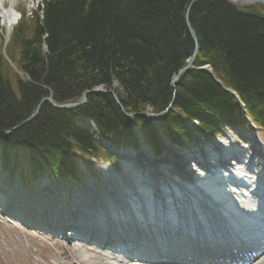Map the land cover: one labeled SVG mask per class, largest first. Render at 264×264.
I'll list each match as a JSON object with an SVG mask.
<instances>
[{"label":"trees","instance_id":"1","mask_svg":"<svg viewBox=\"0 0 264 264\" xmlns=\"http://www.w3.org/2000/svg\"><path fill=\"white\" fill-rule=\"evenodd\" d=\"M189 2L42 0L29 16L22 13L6 45L14 68L0 54V131L28 117L45 96L75 102L100 87L113 89L119 103L108 92L89 93L70 109L43 102L34 118L0 137L3 164L24 174L76 177L78 153L105 155L85 119L114 144H136L127 116L135 113V126L156 148L153 123L137 114L169 104L159 124L173 141L186 138L184 119L211 132L230 121L243 124L241 105L229 90L264 127V12L254 3L195 2L189 19L199 51L172 86L194 48L185 22Z\"/></svg>","mask_w":264,"mask_h":264},{"label":"bare ground","instance_id":"2","mask_svg":"<svg viewBox=\"0 0 264 264\" xmlns=\"http://www.w3.org/2000/svg\"><path fill=\"white\" fill-rule=\"evenodd\" d=\"M17 17L18 13L14 8V0H0V28H4L6 30L12 29L14 20L17 19ZM11 130L12 128L7 129L9 132H11ZM211 143L213 145L217 144V149L219 151H224L227 148V146L223 144L221 140H216ZM209 149L210 145L205 148V163L206 161L210 162L209 167L211 171H207L205 169V165H203V163L198 160L201 158V161H203V153L200 149L199 153L196 152L194 155L188 154L190 150L183 152L173 149L179 158L180 164L183 165V169L187 171L188 175L186 176L190 180L191 184H193V189L189 190L187 189L189 188L187 185L181 186L182 184L176 186V189L174 187L173 189H169L170 192H168L165 196L170 197V199H167L166 203L163 202L164 199H166L165 196L163 199H161L163 196L162 193H164L161 189L166 190L168 185L171 186V177H174L175 174L169 169H166L165 164H163V168L157 166V169L163 170V172L160 174L161 176L155 170L150 168L148 170H144L143 173L133 174L135 172L132 169L128 170V168H125L131 165L129 160L123 162V167L125 168L124 175L114 173L104 168L102 181L99 179H92L93 182L90 180H87L86 182L88 189L91 190L89 191L91 197L95 199L96 205L89 206L90 212H84L83 214L85 216L91 217L92 219L102 221V217H108L107 211H109L108 214H111L112 216L116 215L117 211H124L127 213V215H130L133 211L140 209L142 207L141 205H143L144 208L142 207V210L140 209L136 212L141 218L148 217L149 219H152V213H154L158 217L168 216L170 218L169 221L172 220L177 225L178 223L176 218L180 215L188 222L193 220L194 222L207 223V227H210L213 230L211 231L213 233L212 238H214L215 241L222 240V238L228 235L230 229L229 226L222 228V226L219 224L220 219L223 217L225 222L226 219H229V222H240L244 221L245 213L242 210L239 211L238 209H235V204L233 205V197H229V195H232L233 193L229 190H223L222 194L219 193V190H215V186H217L215 182L213 183V181L208 178L206 174L209 173L214 176L215 178H213V180L216 179L219 183L234 178V175L242 176L243 174L240 169L231 168L219 173L217 170L218 168H215V166L212 165H217V162L213 158L215 156H211V151H209ZM141 150L145 154V157H143L145 159V162L142 164L143 166L145 163L149 164V162H154L153 159L148 156L149 150L144 144ZM256 159L259 163L249 164V169H253V173L244 175L246 176L244 178L242 176V182H249L251 179L253 182L251 186L256 184L258 186L264 185V179H262L258 174V172H261L263 169L264 164H262V160L260 158L257 157ZM162 162V160H156L154 164H159ZM127 170L129 172H127ZM222 175H224V178ZM185 181L187 182L188 180ZM96 183L101 184L97 185ZM134 184L136 188L134 187ZM93 187H96V189L101 188L103 191L101 190V193L94 192L92 189ZM131 187L135 188L136 190L131 191ZM219 187L220 189H224V186ZM244 188H246V186L238 189L239 194L237 195V198L234 197V199L238 200L241 205L245 204V207H247L249 202L244 200V193L246 192ZM232 190L234 189L232 188ZM180 196H186L187 198H180ZM45 199L47 200L44 202L49 203L48 197ZM154 203H159V205H154ZM59 205L60 204L58 201L52 200L48 207H55ZM115 209L117 211H115ZM202 209L204 215H201ZM209 211H211V214ZM232 211L234 212V217L232 218L233 220H231V217L229 216V213ZM142 212H146V216L143 217ZM153 218L158 220L157 217ZM126 219L127 217L120 218V220L123 221ZM237 231L239 234L243 235L248 233V230ZM174 235L175 234H172L171 232L170 234L165 235L164 238L170 239L171 237H175Z\"/></svg>","mask_w":264,"mask_h":264},{"label":"rangeland","instance_id":"3","mask_svg":"<svg viewBox=\"0 0 264 264\" xmlns=\"http://www.w3.org/2000/svg\"><path fill=\"white\" fill-rule=\"evenodd\" d=\"M40 1L41 0H16L14 8L18 12L24 8L29 14L30 9L35 8L36 4ZM3 29L4 28H0V35L4 34ZM91 168L92 166L90 169ZM93 171V174L90 176L101 179L103 175L100 173V170V172L98 171L96 164L93 165ZM9 227L12 228V231H6V227L0 228V255L3 256L9 264H60L63 257H68L69 255H71V257H69L70 259L75 258L76 260L79 259L82 261L81 264H105L97 260L96 257H89L83 254L74 242L70 244L58 237L55 239L52 237L44 238L40 235H31L26 231L20 235L19 229L15 226L12 225ZM25 243L29 245L28 248L25 246ZM64 250H66V253ZM0 264H2L1 261Z\"/></svg>","mask_w":264,"mask_h":264},{"label":"water","instance_id":"4","mask_svg":"<svg viewBox=\"0 0 264 264\" xmlns=\"http://www.w3.org/2000/svg\"><path fill=\"white\" fill-rule=\"evenodd\" d=\"M197 1H198V0H190L189 4H188V6H187V8H186V10H185V22H186V26H187V29H188L189 35H190V37H191V39H192V42H193L194 48H193V51H192L191 55H190L189 58L187 59L186 65H185L183 68H181V69H180V70H179V71L173 76V78H172V82H171L172 85H176L177 80H178V77H179V74H180L181 72L187 70V68L192 64V62H193V60H194L196 54H197L198 51H199V45H198L197 36H196V33H195L194 29L192 28V26H191V24H190V19H189L190 9H191L192 5H193L195 2H197ZM226 1H229V2L243 1V2H247V3H260V4H263V5H264V0H226ZM208 70L210 71V68H209ZM113 86H116V83H115V82L113 83ZM103 91H108V92L112 95V97L115 99V101H116L117 103H119L118 97H117V95L115 94L114 90H112V89H111V90H110V89H108V90H103V89H101V88H94V89H91V90H85V91H83V92L81 93V97H82L81 101H79V102H77V103H75V104H63V105H57V104L53 103V102L50 100V98H48V97H43V98L39 101V103L37 104V106L35 107L34 113L30 114L28 117H26V118H25L24 120H22L20 123H18V124L15 125L14 127H12V129L17 128V127L21 126L22 124L26 123L27 121H29L30 119H32V118L36 115V113H37V111H38V109H39V106H40L44 101H48V102H50L55 108H57V109H61V108H65V107H67V106H75V105H79V104H81V103H84V102L86 101V95L89 94V93H92V92L96 93V92H103ZM162 113H163V111H161V112H157V113H152V114L140 112V113H138V114L146 115V116L149 117L150 119H153V120H154V119H157L160 115H162ZM133 114H135V113H132V114H129V115L132 116ZM8 132H9V131L0 132V135H2V134H6V133H8Z\"/></svg>","mask_w":264,"mask_h":264}]
</instances>
